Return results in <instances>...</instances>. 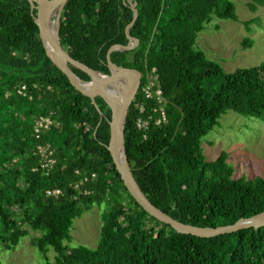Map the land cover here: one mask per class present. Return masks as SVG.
Here are the masks:
<instances>
[{
    "label": "trees",
    "instance_id": "1",
    "mask_svg": "<svg viewBox=\"0 0 264 264\" xmlns=\"http://www.w3.org/2000/svg\"><path fill=\"white\" fill-rule=\"evenodd\" d=\"M131 1L138 16L128 33L138 44L108 56L117 66L142 71L124 122L126 158L140 189L172 218L196 226L232 224L264 211V171L251 179L234 177L226 151L207 160L200 147L226 110L264 120V60L224 71L194 48L212 17L237 20L233 2ZM248 6H264V0ZM132 17L127 0H65L58 38L70 55L108 74L107 51L128 44L124 29ZM146 69H154L161 104L142 93ZM122 73L133 86L135 72ZM160 105L166 120L157 123ZM97 107L103 112L105 103ZM50 114L58 125L37 138L35 120ZM138 118L148 120L145 129L136 126ZM107 138V122L46 54L28 2L0 0V245L15 247L27 225L40 232L32 239L38 251L53 249V259L44 264H264V226L198 237L150 216L120 179ZM39 142L54 148L55 163L47 173L38 168ZM90 173L94 180L81 189L70 185ZM54 187L62 195L46 194ZM94 204H104L97 244L66 245L73 219Z\"/></svg>",
    "mask_w": 264,
    "mask_h": 264
},
{
    "label": "rangeland",
    "instance_id": "2",
    "mask_svg": "<svg viewBox=\"0 0 264 264\" xmlns=\"http://www.w3.org/2000/svg\"><path fill=\"white\" fill-rule=\"evenodd\" d=\"M235 6L237 20L212 19L197 33L194 48L216 61L224 71L238 67L259 65L264 60V6L250 9V0H231ZM59 3L50 13L55 23ZM250 39L251 45L245 47L244 39ZM202 154L207 160H213L222 151L227 152V163L233 168L234 177L244 176L251 179L264 171V120L253 116H244L232 110H226L218 124L207 133L200 142ZM104 204H94L80 217L74 218L70 228L68 246L85 245L94 247L99 238L101 211ZM26 234L20 237L13 248L0 245L2 264H44L45 259L52 260L51 247L46 253L40 252L32 244V239L40 232L23 226Z\"/></svg>",
    "mask_w": 264,
    "mask_h": 264
},
{
    "label": "water",
    "instance_id": "3",
    "mask_svg": "<svg viewBox=\"0 0 264 264\" xmlns=\"http://www.w3.org/2000/svg\"><path fill=\"white\" fill-rule=\"evenodd\" d=\"M26 1L29 4L30 14L38 28L39 37L43 43L46 54L50 57L52 62L66 75L70 84L73 85L75 89L83 95L87 104L94 108L99 114L100 118L107 122L108 138L106 149L108 150L115 169L119 173L120 179L122 180L128 193L132 196L136 203L143 208V210L160 222L170 225L178 233L189 234L198 237H212L224 233H231L243 228H258L260 226H264V211L256 213L250 217L240 218L232 224L215 227L186 224L172 218L167 213L152 204L137 184L126 158L124 145V122L128 107L138 91L142 71L139 67L117 66L111 62L108 56L109 52L114 49L129 50L133 49L138 44V39L136 37H132L128 33V28L138 16L135 2L127 0V2L130 3L133 13L132 20L125 26L124 29L125 36L128 38V44H116L109 47L107 51V66L109 73L106 74L91 68L80 59L70 55L60 43L58 38V29L60 15L65 0H58L57 2L59 3V6L53 27L48 26L43 21L40 10L41 7L38 0ZM49 1L54 2L57 0ZM50 52L53 54L56 60L50 55ZM68 64L86 73L88 75V80H83L78 75H76ZM122 70H131L135 72V79L130 92L127 91V89L124 87V84L120 81V79L117 78V72ZM106 84L118 87L119 91H121V96L117 101L114 102L104 96L102 86ZM95 97H98L100 101H96ZM99 102L105 103L103 112L97 107Z\"/></svg>",
    "mask_w": 264,
    "mask_h": 264
},
{
    "label": "built area",
    "instance_id": "4",
    "mask_svg": "<svg viewBox=\"0 0 264 264\" xmlns=\"http://www.w3.org/2000/svg\"><path fill=\"white\" fill-rule=\"evenodd\" d=\"M154 69L145 70V76L146 80L145 83L142 86V93L144 97L151 98L155 97L158 103H162L164 99L162 98V92L161 88L158 85V83L154 80L153 74ZM24 89V85L18 89V92L21 93ZM157 111L159 113V117L156 120L158 123L159 121H165L166 120V114L163 109V106L160 105L157 108ZM52 125H58V121H55L52 115H39L38 118L35 120L34 123V132L35 136L38 138L39 135L42 133L43 130L48 129ZM148 125V120L138 118L136 120V126L140 129H145ZM35 153L39 156V164L38 168L41 169L44 173L49 172L55 163L54 158V148L50 142H39L35 146ZM75 172H78L75 170ZM95 178L94 173H90L88 175H80L78 180L72 182L70 185L73 186L76 189H81L86 182H92ZM63 191L60 188L54 187L49 188L46 190V194L52 197H58L62 195ZM84 194H89L90 191L85 189L83 190Z\"/></svg>",
    "mask_w": 264,
    "mask_h": 264
},
{
    "label": "bare ground",
    "instance_id": "5",
    "mask_svg": "<svg viewBox=\"0 0 264 264\" xmlns=\"http://www.w3.org/2000/svg\"><path fill=\"white\" fill-rule=\"evenodd\" d=\"M40 7H41V13L43 21L50 27H53V24L51 22L50 13L53 7L56 5L57 1H49V0H38ZM48 15V16H47ZM50 55L53 56V54ZM55 59V57L53 56ZM56 60V59H55ZM117 78L120 79V81L124 84V87L127 89L128 92L132 90V84L130 81L124 77L122 71L117 72ZM104 96L108 99H111L112 101H117L119 97L121 96V91H119L118 87L110 86L108 84L102 86Z\"/></svg>",
    "mask_w": 264,
    "mask_h": 264
}]
</instances>
